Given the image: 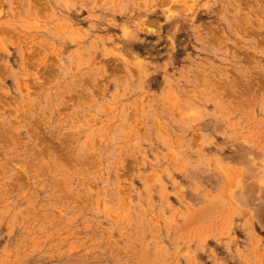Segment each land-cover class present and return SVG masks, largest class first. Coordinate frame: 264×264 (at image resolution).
Instances as JSON below:
<instances>
[{"label": "rangeland", "instance_id": "1", "mask_svg": "<svg viewBox=\"0 0 264 264\" xmlns=\"http://www.w3.org/2000/svg\"><path fill=\"white\" fill-rule=\"evenodd\" d=\"M0 264H264V0H0Z\"/></svg>", "mask_w": 264, "mask_h": 264}]
</instances>
